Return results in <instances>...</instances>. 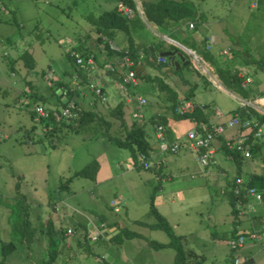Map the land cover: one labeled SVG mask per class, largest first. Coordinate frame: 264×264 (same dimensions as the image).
<instances>
[{"label": "rangeland", "instance_id": "1", "mask_svg": "<svg viewBox=\"0 0 264 264\" xmlns=\"http://www.w3.org/2000/svg\"><path fill=\"white\" fill-rule=\"evenodd\" d=\"M115 1L0 0V133L7 136L0 141V264H44L48 258V238L40 234L38 227L47 222L59 225L64 232L67 229L72 231L71 234L66 233V238L60 237L61 242L71 244V256L61 259L60 254L59 259L51 264H170L174 256L172 248L160 249L155 257V242L167 243L169 238L165 232L149 227L155 222L149 213L153 194L157 211L167 220L174 235L181 237L179 241L184 250L199 256L201 264H231L234 251L229 241L232 237L221 234L229 229L233 215L223 190L228 182H233L238 170L222 153L216 152L209 165L201 167L194 163L190 151H160L157 159L162 161V167L156 170L155 150L152 148L147 161L149 168L135 170L130 163V152L108 141L107 136L114 134L112 130L103 136L99 129L60 133L52 140L56 143L54 147L48 139H38L40 127L31 117L34 107L38 105L60 112L62 106L55 104L52 85L62 82L71 89L77 86L73 78L78 75L66 57L67 50L81 44L82 50L96 54L98 60L99 55L104 56L105 50L97 44L89 19L113 8ZM133 1L142 16L141 2L144 0ZM187 1L197 14L204 15L208 29L204 30L199 20L197 29L186 32L184 36L176 34L174 39L181 41L191 36L194 40L205 41L204 35L210 36L215 32L221 37L215 43V52L223 48L226 52L219 55V61L223 63L220 66L230 71L240 68L241 75L251 77L252 85H258L259 90L264 89V70L254 63L264 58V0ZM142 20L145 22L144 18ZM130 36L141 46L154 44L160 39L157 29L147 23L131 31ZM125 42L126 36L120 32L113 40L118 49H122ZM24 52L33 60L31 69L25 67L20 57ZM11 59H16L14 72L8 65ZM116 61L115 57L112 62ZM98 65L88 71L89 81L101 82L98 74H103V71ZM150 70L149 75L152 73ZM197 70L200 74L192 75L195 71L187 67H181L178 74L171 70L165 82L177 87L178 91L174 90L180 96L183 91L185 95L190 91L192 96L189 99L193 105L208 107L209 114L217 109L222 114L221 121H227L231 118V110L238 106L243 96L224 91L222 81L219 79L218 83L207 67L197 66ZM137 87L138 95L146 100L140 110L145 122L159 111L170 113L162 109V94L158 95L160 93H155V90L142 93V80ZM105 91L106 101L102 105L97 104L100 110L124 103L113 82ZM33 92L40 100H33ZM85 94L78 101L82 108L87 109L92 103V94L89 91ZM24 95L27 98H23ZM23 99H28V103H23ZM67 103L70 108L74 107L73 102ZM124 105L129 122L135 105ZM32 126L35 127L34 132ZM143 128L147 141L155 148L154 125L145 123ZM261 129L262 135L256 139L257 148L239 170L243 180L250 174L264 178V124ZM92 161L105 163L109 168L108 176L102 175L98 181L89 177H73L74 171L85 168ZM199 170L201 173L205 170L207 175H199ZM155 174L163 180L156 181ZM168 183L178 184L177 189H181L182 195H177L176 188L170 189ZM60 186L64 189L61 190ZM118 200L116 206L110 205ZM253 200L250 197L248 202ZM246 207V204L241 206L240 214ZM115 208L118 212L114 211ZM111 217L123 220L128 225V233L133 236L127 238L121 230L119 241L93 240L95 233L89 229L91 223ZM56 218H60L59 222ZM139 221L142 224L137 223ZM77 223H84L87 228L89 238L85 245L90 254H85L76 245L79 236L78 232L75 233ZM9 242L15 249L1 258V243Z\"/></svg>", "mask_w": 264, "mask_h": 264}, {"label": "trees", "instance_id": "2", "mask_svg": "<svg viewBox=\"0 0 264 264\" xmlns=\"http://www.w3.org/2000/svg\"><path fill=\"white\" fill-rule=\"evenodd\" d=\"M118 3H123L126 6H128L132 11V17L131 18H125L124 16L120 15L117 12L116 6ZM141 9H142V16L138 13L136 10V6L133 0H116L114 7L102 12L98 17L89 19V22L92 27V31L96 35V42L97 44H101L103 46V49L105 50L106 56H114L117 59L128 56L131 60L134 62H138L141 66L147 67L156 74L154 75H138L137 81L138 86L139 82L142 80L144 81V88L141 90L142 93L148 92L149 90H155V93L159 92L163 96L164 100L162 103V109H165L166 111H169L171 115L176 120H182V119H189L191 121H195L198 123L197 125H201L205 123L207 125L208 122V116L203 114V112L200 110V107L195 106L191 112H187L184 114H179L176 112V110L179 108L180 103L178 100L177 93L174 89H172L168 83L165 82V79L169 76V71H173L174 73L179 72L180 68L175 69V66L171 63L169 64L165 57H160V53L170 51V50H177L180 54L183 55L184 59L187 60V55L184 54L182 51L178 50L176 47L166 44L163 41H158L154 44H151L149 46H139L136 45L130 36V32L134 29L139 28L140 25L146 23L148 25L154 26L157 31L164 35H169L171 39L175 37L172 33L169 32V28L173 25L179 24L181 22L190 21L192 22V28L194 27L193 23L200 20L203 21L204 15L197 14L194 6L187 0H144L141 2ZM142 18H144L145 22L142 21ZM122 33L126 36V44L122 49H112L111 48V42L116 38L118 33ZM168 36V37H169ZM8 41V40H7ZM183 43L186 44V42ZM206 47V46H205ZM81 44H79L78 48H71L66 51V57L70 61L72 67L75 69L78 77V85L80 87H75L74 89H71L69 87H66L65 84L62 82H55L52 87L56 88H66L68 92V102H73L74 107L70 109L71 116L69 118H62L60 120H55V118L50 114L46 118H38L34 112L32 113V119L33 122H35V125H38L40 127V131H42L43 136L41 138L48 139L51 143L53 138L56 137L58 134H67V133H77L79 131H88L90 129L101 130V136L104 134H108V131L112 130L114 133L113 136L108 135L107 139L109 142H112L114 145H116L119 148H124L130 152V157L132 159V167L135 170H139L140 168L148 169L149 167L145 168L144 163L148 164L147 161L150 159L152 148L149 144V142L146 139V133L144 130V124L145 123H151L154 125V129L156 131V126L162 125L163 127L166 126V118L164 116H156L153 115L147 121L145 122L144 116L142 114L141 119H134L132 114L135 112L136 109V100L135 97L138 95L137 90L138 87H131L129 84L128 91L131 96V102L130 104H134L135 107L132 109V112L130 114L129 122L126 120V114L124 111L125 105L129 104L124 101L119 102L114 106L113 108H105L104 110H100L99 105H102L103 102H100L97 98H95L92 95V103L89 105L87 109L82 108V106L79 104V98L80 92L84 91L86 88V83L89 80V76L87 72H84V70L77 66L75 64V57L71 53L74 52L79 57L83 59L89 58V56H92L95 60V64L98 65L97 62V55H91L89 52L82 50ZM79 51L80 54H79ZM203 56L210 61V63L214 66L215 71L219 77V79L222 81L223 85L230 90H233L239 94H241L243 99H247L250 96L257 97L258 95H262V90H255L252 91V88L248 86L242 87L241 86V78L238 77V72L236 71H230L229 69L220 67V63H216L213 55L209 51H203ZM138 53H142L143 57L141 60H138ZM233 55V54H232ZM20 57L23 60V63L26 68L31 69L33 67V60L27 53H22ZM159 58H163L165 62L161 63L158 62ZM16 59H11L8 62L9 69L14 72V65ZM256 61V60H255ZM106 63H110L113 67H115V70L113 72L106 71L104 69V65ZM255 65L258 67L264 68V58H261L257 62H254ZM104 65H98V68L102 69L103 74L108 76L109 78L121 82L122 81V73L123 69H119L116 67L114 62L108 61L105 62ZM188 68V67H187ZM196 74H200L199 72H196ZM202 75V74H201ZM203 78V76H201ZM262 91V92H261ZM34 93V92H33ZM53 94L56 96V105L62 106V108L67 107L68 103L64 104L61 99L57 96V94L53 90ZM19 96V95H17ZM16 96V98H17ZM33 100H40V97L35 95H31ZM140 96V95H139ZM189 95H185V100H189ZM253 99V98H252ZM146 104V103H145ZM144 104V105H145ZM143 105V106H144ZM206 107V106H205ZM141 110V109H140ZM248 111L252 116L255 122H257L258 125L264 124V114H260L256 112L253 109H242L241 107H238L233 114L238 115L240 118H246L248 117ZM38 119H37V118ZM139 120H143L144 122L140 125L138 122H141ZM132 122V123H131ZM34 125V126H35ZM32 126L31 129L34 130L35 127ZM204 126V125H203ZM209 128V127H208ZM240 131L247 135L249 138L247 142L243 144V147L248 149L250 152L254 151L257 148V142L256 138L253 137V134L256 131V127L254 125H251L248 129H243L241 127ZM102 130H104L102 132ZM167 131V130H166ZM197 131L200 133L202 132L201 129L198 128ZM166 132V136H167ZM216 136V135H215ZM214 136V137H215ZM220 137V136H217ZM216 137V138H217ZM7 138V137H6ZM39 138V139H41ZM4 140V139H3ZM51 143V147H54ZM219 151L222 152V154L226 157L232 160V162L237 166L238 174L236 175L235 179L232 183L228 182L226 191L224 192V197L227 199L228 203L230 204L232 210L231 214L233 216H236V214L240 211L238 209V204L241 206L243 204H246L247 199L244 195L246 188H253L258 193H260L261 197H264V178L261 175L257 174H250L247 176L246 180H243L242 185H240L239 190L240 194L239 196H235L233 194V191L231 190L233 187L235 188L236 185H234V181L236 179H240L239 177V167L241 163V154L239 151L234 149H229L226 146V142H223L219 146ZM142 156V159L140 158ZM98 170V163L97 161H92L88 166L85 168L74 171L73 177L76 176H82L86 178H90L91 180H95V175ZM60 189H64L63 186H60ZM149 213L153 216L155 219V222L153 224H150L149 227L151 229L155 230H161L165 232V234L168 236L169 241L167 243H159L155 242V250H160L163 248H172L174 250V256L170 264H201L202 259L199 258L195 253L192 251L184 250L183 247L180 244L179 239L181 237H177L174 235L172 228L168 224L167 220L159 214L157 211L155 205H154V194L150 197V208ZM99 222H101L99 224ZM99 226L102 224L107 223V220H101L99 221ZM139 224H142L141 221L137 222ZM117 223H114L113 225H116ZM27 226H25L26 228ZM29 227V226H28ZM30 229H32L30 227ZM79 234L76 239V245L84 251L85 254H90V250L86 247L85 242L89 238V234L87 231V228L85 227L84 223H77V228H75ZM33 230V229H32ZM39 232H41V235L46 236L48 238L47 243V254L48 258L44 262V264H51L54 262L59 254V238L64 233L63 230L53 231L52 230V224L46 223L44 226L40 225L38 227ZM123 231L125 234V237L129 238L130 236H133L132 234H129L127 231V227L120 229V231ZM254 231L259 232L261 228L253 229ZM119 231L118 234L113 236L109 241L113 240H120L121 239V232ZM45 232V233H44ZM122 233V234H123ZM242 234L244 232H241ZM61 234V235H60ZM237 235V234H236ZM234 235V236H236ZM59 236V238H58ZM232 236V237H234ZM97 238V237H96ZM95 240V239H94ZM118 240V241H119ZM1 243V258H5V255L10 252L11 250L15 249L12 242H9L7 244ZM8 245V246H7ZM83 253V252H82ZM233 261V259H232Z\"/></svg>", "mask_w": 264, "mask_h": 264}, {"label": "crops", "instance_id": "3", "mask_svg": "<svg viewBox=\"0 0 264 264\" xmlns=\"http://www.w3.org/2000/svg\"><path fill=\"white\" fill-rule=\"evenodd\" d=\"M254 6H255V4L252 5V7H254ZM141 19H143V18L141 17ZM198 21H196L195 23H193V25H194L193 28H189V25L192 24V22H190V21H185V22H181L179 24L173 25V26H171L169 28V32L172 33L173 35L178 34V35L184 36L186 32H188L190 30L192 31V30L197 29ZM199 22H200V24L203 25L204 30H207L208 29L206 19H204L203 21H199ZM182 29L184 31H182ZM158 35H159L160 39L157 40V41H163V42H165L164 40H166V42H165L166 44L172 45V46L176 47L178 50L181 49L182 51L183 50L184 51H188V52L190 51V52L194 53L198 57V59L200 60V65H196L191 60V57L189 56V54L187 52H186V55H187L188 58H187V60H185L184 57H183V55L180 54L179 51H177V50H170V52L177 51V55L174 56L173 62H176L178 64V68H180V67H188V69H191L193 72L195 71L194 74H192V75H196V72H199L197 70V66H200V67L203 66L204 69L207 67L211 72H213V74L216 77L218 83H220L219 77H218V75H217V73L215 71L214 66L210 63L209 60H207L203 56V53H204L203 51H209L213 55V57L215 59V62L217 64L218 63H220V65L223 64L222 62L219 61L221 59V57L219 55H221L223 53V50H225V48H223L221 50H217L218 52H215V50H214L215 43H217V40L221 38V37L219 38V36L215 32L213 34H211L210 36H209V34L208 35H204V40L205 41H202L200 39L194 40V39H192L193 37H191V36H189V37L187 36V39H185L186 37H184V39H182L181 41H178V40H175L174 38L171 39L169 35H164V34H161L159 32H158ZM176 37H177V35H176ZM183 40H185L184 42H186V44L183 43ZM157 41H155V42H157ZM111 44L115 45L113 43V41L111 42ZM135 44L141 46L139 43H135ZM159 56L161 57V55H159ZM114 58H115L114 56H110L109 57V56H106L105 54H104V56L99 55V60L97 58V62H98L99 65H102L105 62L113 61ZM166 60L168 61L169 64L171 63V61H169L168 59H166ZM255 66H257V65H255ZM148 70H150V69L147 68V67H144V66H141L140 65L139 66V72L138 73L140 75H142V76L143 75H147L148 74ZM263 70H264V68H263ZM234 71L238 72V74H237L238 77H240L242 79L241 80V84H242V82H243V80H244L245 77H249L251 79V77L248 74H246V76L241 75L239 73L240 72V68L239 69L236 68ZM150 72H152L151 75L156 74V72H154L153 70H150ZM99 75H100V78H101V79H99V82L101 81L100 82L101 84L100 83L99 84L103 87L104 91L106 90L107 86L110 85L112 82L114 84V88H117V85H116L117 84V81H115V80H113V79H111L109 77L103 76L102 73H99L98 76ZM108 78L110 79L111 82H109V79ZM249 85L251 86L250 88H252V91H254L253 93H255V90L257 92V90L259 89V87H257L258 85H252V81H251V83ZM248 86H246V88H248ZM170 87L172 89H175L176 91H178L177 87H172V86H170ZM222 89L224 91H226V92H230V93L236 94L235 91L230 90V89H227L226 87L224 88V85H223V88ZM262 90H264V89H262ZM183 93L180 96L178 94V92H177V96H178V100H179V103L180 104L184 102V103H187V104L192 105V107H195V106L200 107L201 108L200 110L203 112V114H205V115L208 116L207 125L223 126L224 127L223 132L220 133V134H216V136L214 137V139H213V141L211 143V147L214 150V155L216 154V152L222 153L221 151H219V146L223 142L236 141L240 137L241 134H244V133H242L240 131V128H238V127H233V128L227 127V122L230 119H228L227 121H221L222 114H221V112L219 110L215 109V110H213L214 111L213 114H209V112L207 110L208 107H205V106H202V105H193L191 103L190 99L189 100H185V91H183ZM105 94H106V91H105ZM186 94H188V95L190 94L189 96H192L191 95L192 93H190V91H187ZM24 97H26V96L24 95L23 98ZM252 98L253 99H257L258 98V101H259L258 102V105L260 107H262V106L264 107V96H263V93H262V95H258L257 97L250 96V97L247 98V100L248 99L249 100H252ZM241 99H243V98H241ZM23 103H28V99H25V100L23 99ZM238 107H239V104H238V106L235 109L231 110L230 117H232L234 115L233 112ZM155 115L156 116H164L166 118V126H165V128L167 130L166 132H168L167 133V139H168L169 142H172L174 140H179L181 143H183V140L185 138V134L189 130H193V129H196L197 130L198 128L201 129V127L203 125H205V123H203L201 125H197L198 123H196L195 121H191L189 119L176 120L171 115V113H166L164 110L159 111V113H155ZM34 131H35V129L33 130V132ZM42 133L43 132L41 131L40 135L38 136L39 138H41V136H43ZM217 136H220V137H217ZM52 144L53 145H56L55 142H52ZM151 148H153V150H155V169L156 170L161 169V167H162V161L157 159V154L160 152V150H159V144H158V141H157L156 136H155V148L152 147V146H151ZM181 149H183L186 152L188 151L185 147H182ZM246 151H249V150L246 149ZM191 155H192V153H191ZM251 155H252V152H250V156L248 158H245L241 154V159H240L241 160V163H240L239 170L241 169L242 163L245 161V159L246 160L247 159H250L251 158ZM227 159L232 162V160H230L229 158H227ZM97 163H98V170H97L96 175H95V181H98V179L100 177H102V175H103V177H107L108 176V173H109V170H108L109 168H108V166L105 163H100L99 161H97ZM130 163L132 165V163H133L132 162V159H131V162ZM194 163H196V162L194 161ZM233 165H234V167H235V169L237 171L238 170L237 169V166L234 163H233ZM181 170H183V168H181ZM219 171H220V169H219ZM198 173H199V175H202V176H206L207 175V172L205 170H203L202 173L199 170ZM155 175L157 176V177H155V180L156 181L157 180L158 181H162L163 180V178H160L159 175H157V174H155ZM193 177H196V176L194 175ZM239 177H240V179H242V177L240 176V174H239ZM167 180L168 181H171L170 178H168ZM170 183L167 184V185H169V188L170 189H172V188L175 189L176 188L175 189L176 190L175 191L176 194L181 196L182 195L180 193L181 192V189H177L179 187L178 184L175 186V185H172V184L170 185ZM226 187H227V184H226L225 188ZM223 191L225 192L226 189L223 190ZM224 192H223V194H224ZM248 199H247V202H246V206L247 207L245 208V210L243 211V213L240 214V212H238L236 214V216H233V219H232V222L230 224L229 229L227 230L226 233L221 234V236H226L227 235V238H228L229 236L232 237V236H234L236 234H240L241 232H248V231L253 230V229L263 228L264 227V201H263L264 198H261L260 201L253 200L252 202L251 201L248 202ZM119 200H120V198H119ZM238 206H239V209H241V205L238 204ZM247 209L249 210L248 212H247ZM114 218H116V217H114ZM114 218L111 217L109 220H112ZM56 219L59 222V219L60 218H56ZM118 219H119V221L116 222L117 223L116 225H113L114 223L112 225H108L106 223V225L105 224H102V225L99 226V224L101 222H99V224L98 223H91L89 229L92 232H94V230H95L94 233L97 235V238L98 239H102L103 238V239L109 240L113 236H115L116 234H118L121 228H125V227L128 226L127 224L126 225L124 224V221L123 220H121L120 218H118ZM109 220H107V222ZM52 230L53 231H57V233H58L59 230H62V228L61 227L59 228V225L55 226V225L52 224ZM67 236L68 235H66V232H64L62 234V237L63 238L64 237L66 238ZM99 236H100V238H99ZM58 240H59V244L60 245H59V254H58V257H57L56 260L59 259V255L60 254H61V259H64V258L65 259H68L69 255L71 254L70 251H72L71 250V244L65 243L64 241L61 242V238H59ZM158 251L159 250H156L155 251V257H156V254H157ZM171 258L173 259V256ZM233 258H239L240 261L242 262V264H264V241H260V242H253V241H249V240L246 241L245 244L241 248H239L238 250L234 251L233 257L231 258V264H232V259Z\"/></svg>", "mask_w": 264, "mask_h": 264}, {"label": "built area", "instance_id": "4", "mask_svg": "<svg viewBox=\"0 0 264 264\" xmlns=\"http://www.w3.org/2000/svg\"><path fill=\"white\" fill-rule=\"evenodd\" d=\"M117 12L124 16L125 18H130L132 15L131 9L126 6L123 3H118L116 6ZM189 28H192V25H189ZM112 49H117L115 45L111 44ZM223 53H226L225 51ZM75 57V64L81 68L86 69V72L93 70L95 67V61L92 56H89L86 60L79 57L77 54L74 52L71 53ZM189 56L191 57V60L196 64L200 65V60L198 57L192 53L188 52ZM143 57L142 53H138V60H141ZM158 62H165L163 58H159ZM116 67L119 69H123L122 73V81L117 82V87L120 90L123 99L126 103L131 102V96L128 91V86L129 84L130 88L131 87H137L138 86V81H137V76L139 75V66L140 64L137 62H134L131 60L128 56H123L119 59H117L116 62H114ZM104 69L106 71L113 72L115 70V67H113L110 63H106L104 65ZM77 77H74L73 80L78 85V80L76 81ZM251 83V79L249 77H245L241 86L246 87ZM87 91H89L95 98H97L100 102H105L106 101V94L103 89V87L97 82V81H87L85 85ZM81 97H85L86 94L84 91L80 92ZM263 96H264V90H263ZM136 100V109L135 112L132 114L134 119H141L142 113L140 112L141 107L146 103V100L142 97L137 95L135 97ZM258 100L257 99H252V100H247V99H241L239 100V107L242 109H253L256 112L260 114H264V109L258 105ZM194 107L192 105L187 104V103H181L179 108L176 110L177 113L179 114H184L187 112H191ZM70 106L68 105L65 108H62V110L59 112L57 110H46L38 105L34 107V112L38 118H46L48 114L52 115L55 120H60L62 118H69L71 116V111H70ZM248 113V117L246 118H240L238 115L234 114L230 120L227 122V127L233 128V127H241L243 129H248L251 125H254L256 127V131L253 134L254 138H259L262 135V129L261 125H258L257 122L253 119V116ZM209 127V128H208ZM224 130L223 126H212V125H204L202 126V132L200 133L196 129L189 130L185 134V138L183 140V143H181L179 140H174L172 142H169L167 139V136L165 134V129L162 126H157L156 127V138L159 144V150L161 152H169V153H176L178 152L179 149L182 147H185L188 151H190L193 155L194 161L196 162L197 165L201 167H206L210 163V159L214 155V150L211 147V143L214 139V136L216 134L222 133ZM7 136L0 133V141L5 139ZM249 138L245 134H241L240 137L236 141H231V142H226V146L229 149H234L239 151L240 154H242L245 158H248L250 156V152L246 151V148L243 147V144L247 142ZM142 159V156L140 157ZM144 167L147 168L148 164L144 163ZM243 180L242 179H236L235 180V185L236 187L233 189V194L235 196H239L240 190L238 187L242 185ZM244 195L246 198H253L255 201H260L261 200V195L258 193L256 190L253 188H246ZM118 201H113L111 202V206H116L118 204ZM115 212H118V208L114 209ZM100 230V229H99ZM95 232V230H94ZM66 233L71 234L72 231L70 229L66 230ZM97 235H94V239H96ZM253 241V242H260L264 241V227L261 228L259 232L250 230L248 232H244L243 234H237L236 236L232 237L229 241V245L231 250L236 251L239 248H241L246 241ZM232 264H242L239 258H233Z\"/></svg>", "mask_w": 264, "mask_h": 264}, {"label": "water", "instance_id": "5", "mask_svg": "<svg viewBox=\"0 0 264 264\" xmlns=\"http://www.w3.org/2000/svg\"><path fill=\"white\" fill-rule=\"evenodd\" d=\"M160 55H161V57H165V58H167L169 61H171V63L175 66V69H178V64L176 63V62H173V58H174V56L175 55H177V51H172V52H170V51H166V52H162V53H160ZM53 90H54V92L57 94V96L61 99V101L65 104V103H67L68 102V92H67V89L66 88H55V87H53ZM119 221V219L118 218H114V219H112V220H109L108 222H107V224L108 225H112L113 223H116V222H118ZM99 238H100V236H99Z\"/></svg>", "mask_w": 264, "mask_h": 264}, {"label": "clouds", "instance_id": "6", "mask_svg": "<svg viewBox=\"0 0 264 264\" xmlns=\"http://www.w3.org/2000/svg\"><path fill=\"white\" fill-rule=\"evenodd\" d=\"M188 53V51H186Z\"/></svg>", "mask_w": 264, "mask_h": 264}]
</instances>
